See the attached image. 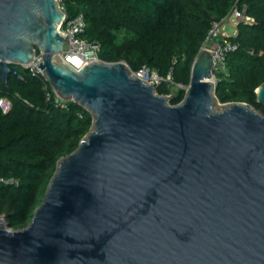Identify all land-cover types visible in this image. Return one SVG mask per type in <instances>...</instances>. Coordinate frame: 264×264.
Returning <instances> with one entry per match:
<instances>
[{
    "label": "water",
    "instance_id": "water-1",
    "mask_svg": "<svg viewBox=\"0 0 264 264\" xmlns=\"http://www.w3.org/2000/svg\"><path fill=\"white\" fill-rule=\"evenodd\" d=\"M65 20L57 0H0L3 84L40 52L58 98L93 117L31 222L12 229L0 216V264H264V115L219 101L218 43L173 105L125 61L73 67Z\"/></svg>",
    "mask_w": 264,
    "mask_h": 264
},
{
    "label": "trees",
    "instance_id": "trees-1",
    "mask_svg": "<svg viewBox=\"0 0 264 264\" xmlns=\"http://www.w3.org/2000/svg\"><path fill=\"white\" fill-rule=\"evenodd\" d=\"M69 18L80 13L87 27L81 38L99 43V58L125 61L133 71L147 66L172 80L156 88L180 103L189 86L196 57L215 22L235 5L246 6L255 22L238 24L227 38L237 46L226 54V70L215 71L216 95L221 103L245 102L264 115L257 89L264 83V0H64ZM24 78L0 79V177L17 184H0V216L12 229L26 227L41 204L58 161L77 149L90 131L93 117L74 101L61 107L48 80L27 68ZM51 93L48 99L47 93Z\"/></svg>",
    "mask_w": 264,
    "mask_h": 264
},
{
    "label": "built area",
    "instance_id": "built-area-1",
    "mask_svg": "<svg viewBox=\"0 0 264 264\" xmlns=\"http://www.w3.org/2000/svg\"><path fill=\"white\" fill-rule=\"evenodd\" d=\"M57 1L61 5V10L66 13V20L62 24L59 32L64 37H67L69 35V39H70V43L64 45V51H63L64 59L68 63H70L73 67H75L77 70H79V68L84 63L101 60L99 58V53L101 50L100 44L96 42L88 41L80 37V35L85 31L87 27V22L83 13H80L72 18H69L65 9L64 0H57ZM231 19H233V21L236 23L237 26L240 22H246V23L255 22L254 18L246 14V6L240 8L237 5H235L232 11L230 12V14L225 19H223V21L214 23L213 28L211 29L209 36L203 45V48H211L210 44H212V42L218 43V47L215 50L216 54L214 57L215 60L214 77H215V71L226 70L225 60H226L227 52L233 51L237 48V46L233 44L227 38L228 36L222 31V23ZM42 61H43V55L42 53L38 52L34 60L31 63L24 65L23 67L27 68L33 74L44 76L40 68V64L42 63ZM133 74L147 83H152L156 88L159 85H161L163 82L172 80L170 75L167 78H165L161 76L156 70H152L147 66L139 69L138 71H133ZM175 88H183L187 90L188 86H185L183 84H177ZM52 90L55 94L56 104L63 108L66 107V102H62L58 98L53 87ZM47 95H48V99H50L51 93L49 92L47 93ZM165 95L170 97L173 96V94H165ZM0 107L4 113H7L11 109L12 103L6 98H0ZM17 183L18 181L13 178L0 177V184L13 185Z\"/></svg>",
    "mask_w": 264,
    "mask_h": 264
},
{
    "label": "rangeland",
    "instance_id": "rangeland-1",
    "mask_svg": "<svg viewBox=\"0 0 264 264\" xmlns=\"http://www.w3.org/2000/svg\"><path fill=\"white\" fill-rule=\"evenodd\" d=\"M222 31H223L227 36H234V35H237V33H238V27H237L236 23L233 21V19H231V20H228V21H225V22L222 23ZM210 45H211V44H210ZM208 47H210V46H208ZM20 68H21V69H25V68L22 67V66H20ZM213 80H214V81L216 80L215 77H214ZM174 89H175V91H176L177 88H174ZM219 106H220V108H222L221 105H219ZM215 109H217V110H221V109H219V108H217V107H215Z\"/></svg>",
    "mask_w": 264,
    "mask_h": 264
}]
</instances>
